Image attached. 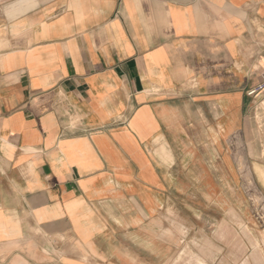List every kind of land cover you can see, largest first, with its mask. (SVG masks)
<instances>
[{"label":"crops","instance_id":"crops-1","mask_svg":"<svg viewBox=\"0 0 264 264\" xmlns=\"http://www.w3.org/2000/svg\"><path fill=\"white\" fill-rule=\"evenodd\" d=\"M263 82L264 0H0V264H213L186 143Z\"/></svg>","mask_w":264,"mask_h":264},{"label":"rangeland","instance_id":"rangeland-1","mask_svg":"<svg viewBox=\"0 0 264 264\" xmlns=\"http://www.w3.org/2000/svg\"><path fill=\"white\" fill-rule=\"evenodd\" d=\"M253 98L249 112L253 129L247 134L245 144L236 142L224 150L217 149L202 132L196 134L193 141L189 134L186 143V152L192 158L183 170L187 173L184 183L197 188L198 195L193 201L198 219L194 220L185 208L182 217L184 222L195 221V231L200 239L193 247H197L195 251L205 258H216L213 264H256L255 260L262 252L264 183L257 175L254 163L264 166V91ZM225 151L232 155L237 176L223 163ZM188 174H193L197 181H190ZM207 237L212 239L207 240ZM186 248L188 245H184L183 249Z\"/></svg>","mask_w":264,"mask_h":264},{"label":"built area","instance_id":"built-area-1","mask_svg":"<svg viewBox=\"0 0 264 264\" xmlns=\"http://www.w3.org/2000/svg\"><path fill=\"white\" fill-rule=\"evenodd\" d=\"M264 91V82L260 84L257 88L249 90L248 95L250 96H258Z\"/></svg>","mask_w":264,"mask_h":264}]
</instances>
